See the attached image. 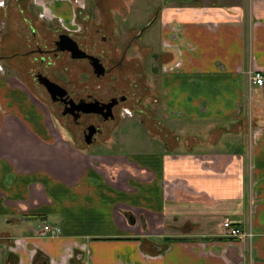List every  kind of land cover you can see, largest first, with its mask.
Segmentation results:
<instances>
[{
    "label": "crops",
    "instance_id": "obj_1",
    "mask_svg": "<svg viewBox=\"0 0 264 264\" xmlns=\"http://www.w3.org/2000/svg\"><path fill=\"white\" fill-rule=\"evenodd\" d=\"M40 1L68 25L69 0ZM170 1L159 39L176 63L151 72L180 134L198 131L191 146L117 156L129 171L108 172L59 143L8 73L27 74L34 55L8 57L50 24L28 21L27 0H0V264H264V84L249 81L264 77V0ZM224 221L251 240L226 237ZM43 223L60 235L43 236Z\"/></svg>",
    "mask_w": 264,
    "mask_h": 264
},
{
    "label": "flooded vegetation",
    "instance_id": "obj_2",
    "mask_svg": "<svg viewBox=\"0 0 264 264\" xmlns=\"http://www.w3.org/2000/svg\"><path fill=\"white\" fill-rule=\"evenodd\" d=\"M106 1L95 0V2L86 3L84 0L83 6H80L75 0L82 26L73 29L77 23V16L69 0L68 25L65 26L64 32L58 31L52 23L50 24V29L53 31L51 36L46 35L45 31L41 32L42 34H36L32 28V35L27 46L30 50L8 57V60L22 62L21 60L29 55L35 56L34 67L28 69L33 85L38 90L39 98L34 94V102L40 107L44 118H46V114L42 108L46 104L44 106H47L46 112L51 122L53 123L52 120H54L57 125L56 127L53 123V131L50 129V132L67 145L68 140L74 143L77 139L79 143L89 148L101 142L103 137L112 135L121 120L137 116L143 122L144 118H148V109H138L142 105V96L147 90L141 87L137 81L144 74L142 72L134 74L138 56L134 55L132 47L136 41L143 39L144 34L151 26L157 25L158 20L161 21V27L159 28L157 25L159 32L163 30L165 24L162 18L167 2L154 10L147 21L136 28L137 32H131L136 31L134 28L136 26L119 24L120 21L115 18L116 16L114 17L117 15L116 11H119V17H123L121 11L124 12L125 9L118 4L120 7L115 8ZM31 4L32 0L29 6ZM33 9L37 11L29 13L31 20L25 17L26 15L24 17L30 22H34L37 17L41 23L43 20L38 6L33 4ZM122 20L125 23L127 21L126 19ZM59 36L65 37L59 39ZM126 38L127 41L123 43ZM160 40L161 37L158 41ZM159 44L163 50L160 51L159 57L152 58V65L154 68L158 66L161 72L168 70L176 62L164 64L167 62L165 54L168 46L164 44V40ZM148 45L150 46L151 43ZM140 48L135 50L139 55L144 54L142 49H148L142 45ZM59 67H62L61 70H58ZM129 73L133 75H129ZM120 74L123 75L124 80L128 75L131 78V82L126 86L124 92H120L116 86L120 81ZM45 79L51 83L48 84V89L40 83L45 82ZM103 79H108L109 84L92 88L94 85L92 81H102ZM162 96L161 93L158 99H154L153 104V107L159 109L156 115L160 114V117L166 114L160 100ZM127 103L130 104L129 110L123 107ZM149 119L151 122L157 120L156 116L150 118V115ZM95 164L101 165L97 162ZM103 168L114 171L117 167L103 166ZM128 216L130 220L131 217Z\"/></svg>",
    "mask_w": 264,
    "mask_h": 264
},
{
    "label": "rangeland",
    "instance_id": "obj_3",
    "mask_svg": "<svg viewBox=\"0 0 264 264\" xmlns=\"http://www.w3.org/2000/svg\"><path fill=\"white\" fill-rule=\"evenodd\" d=\"M27 1L29 6L31 0H27ZM70 1H72V6L74 8L75 15L77 16L76 19L77 23L76 26L73 27V29H77L79 26L80 27L82 26L81 17L78 16V9L75 4V0H70ZM110 1H111V6H114L115 8H119L120 6L118 5L121 4V6L125 9L124 12L121 11L123 17H119V11H116L117 15H114V17L116 16L115 18L118 21H120L119 24H126V25L132 24L136 26L134 27L136 31H131V32H137L138 29L136 28H139L147 21V19L154 12L153 9H158L160 6H162L164 2V0H132V1L126 0V2H124V0H120V3H118L117 0H110ZM168 2H171L170 4H168V6H173V7L176 6V3H173L172 1H168ZM33 4L34 3L32 0V4L29 7L32 8ZM35 5L38 6V11L41 13L42 15L41 19L43 21L39 23L38 18L36 17L33 22L34 25L39 23L46 26L52 23L56 26L58 31L59 30L62 32L65 31V29L62 27L63 23L65 22L59 23V20L56 18L55 13L50 12V10L49 11L47 10L49 9L48 8L49 4H46L45 1L44 2L40 1V3ZM66 8L68 10V6H66ZM127 9H129L130 11H128ZM127 13L128 15H126ZM63 17L65 18V15ZM122 19H126L127 20L126 23ZM157 25L159 26V28L161 27L160 20H158ZM44 30L46 35L49 36L53 35V31H51L49 28L46 27ZM159 33L160 32L155 27V25L151 26L148 29V31L144 34L143 39L136 41L132 47V49L134 50V55L138 56V58H136L137 66L136 69H134L135 72L134 74L136 73L138 74L140 72L144 74L137 81L138 83H140L141 87H144L147 90V92L144 93V96H142V100H141L142 105H140L138 109H143V110L148 109L149 110L147 114L148 118H144L143 122H141L140 119L137 118V116L136 117L131 116L130 118L121 120L118 126L116 127L115 131L112 133V135H107L103 137L101 142H98L89 148L79 143V140L77 139L76 141H74V143H71L68 140L69 147L74 148L76 150H82L81 151L82 154L89 155L88 157L90 158V160H87L88 165H92L95 167V164L92 163V161H95L98 164H101L100 166L96 165V167L99 168L100 170L104 169L103 166L110 165V166H116L117 167L116 169L120 168L121 170H125L127 172L129 171V165L127 166L126 163L118 164L117 161L119 159H117V156H124V155L127 156L130 154L148 153V152H156V151L162 152L165 149L166 142H168V145L169 144L175 145L177 143L176 141L180 140L184 142V144L186 143L188 146H191L192 142H194L193 138L191 142V137L196 134V132L198 131L197 129L193 127L190 128L187 127L185 128L186 133L183 134L182 132L180 134V127H182V125H184L185 123L182 121H173L172 118H168L166 114L163 117H160V114L159 116H157L156 113L159 111V109L157 107H153L155 101L154 99L155 98L158 99V96H160V94L162 93V90L159 88V83H158L159 75L152 73L150 71L152 70V68H154L152 65V56H155L156 58L159 57L160 51L163 50L161 44H159L161 43V40L158 41ZM125 41H127V38L126 40L123 41V43H125ZM148 43L149 44L151 43V45L149 46ZM141 45L144 46V48H148V49H142L144 52L143 55H139L135 51L136 49H141L140 48ZM167 54L169 55L170 60L164 64H173V62L175 61V56L172 53H170L171 54L170 55L168 51ZM32 67H34V65H32ZM62 67H59L58 70H61ZM8 73L14 75L13 77L15 80L17 79L23 80L26 87L29 88L30 93L32 95L35 94L34 96L38 97L37 87L33 85L32 78L29 72H27V74H19L18 78H17L18 72L16 70L10 68L8 69ZM129 75H133V74L129 73ZM129 75L125 77L126 80H124L122 74L119 75L120 81L118 82V84H116V86H118L120 92H124L126 90V86L131 82V78L129 77ZM92 83L94 84L92 87L94 89L97 88V86L103 87L104 84L106 86V84H109V81L108 79L107 80L103 79L102 81H92ZM102 94L104 95V92ZM160 100L163 106L167 105L166 96L163 95ZM44 105L42 109L46 114L45 119L47 120L48 129L49 130L52 129L53 131V123L56 127L57 125L54 120H52L53 123L51 122L48 113L46 112L47 106L45 107ZM129 105H130L129 103L124 104L123 105L124 109L129 110L130 108ZM149 115L150 118L156 116L157 120L155 121V123L151 122V120L149 119ZM250 118L252 121L251 126L248 127L247 131L246 128L243 130L245 134L243 136L244 138H246L247 135L249 137L255 128V122L253 116H251ZM191 123L195 124L197 128H199L198 126L205 125L204 122H191ZM180 124L182 125L180 126ZM60 142L62 141H59V143ZM106 170L108 169L106 168ZM108 172H113V171L108 170ZM32 224L33 227H36L37 225L34 224V222H32ZM9 226H11V224L4 225L5 229H10Z\"/></svg>",
    "mask_w": 264,
    "mask_h": 264
},
{
    "label": "built area",
    "instance_id": "obj_4",
    "mask_svg": "<svg viewBox=\"0 0 264 264\" xmlns=\"http://www.w3.org/2000/svg\"><path fill=\"white\" fill-rule=\"evenodd\" d=\"M65 29V26L62 25ZM249 81L252 85L263 86L264 77L259 72H250ZM222 229L224 234L228 238H244L247 237L251 240L252 234L250 232L244 233L240 228L234 226L229 221H224L222 223ZM42 235L45 237H57L60 235V229L57 226H52L46 223L42 224Z\"/></svg>",
    "mask_w": 264,
    "mask_h": 264
},
{
    "label": "water",
    "instance_id": "obj_5",
    "mask_svg": "<svg viewBox=\"0 0 264 264\" xmlns=\"http://www.w3.org/2000/svg\"><path fill=\"white\" fill-rule=\"evenodd\" d=\"M61 37H65V36H59V39H61ZM42 85H44L46 88L48 87V84H51L49 81H47L46 79H45V82H40ZM47 83V84H46ZM48 89V88H47Z\"/></svg>",
    "mask_w": 264,
    "mask_h": 264
},
{
    "label": "trees",
    "instance_id": "obj_6",
    "mask_svg": "<svg viewBox=\"0 0 264 264\" xmlns=\"http://www.w3.org/2000/svg\"><path fill=\"white\" fill-rule=\"evenodd\" d=\"M167 1H170V0H167ZM185 1H188V0H185Z\"/></svg>",
    "mask_w": 264,
    "mask_h": 264
}]
</instances>
